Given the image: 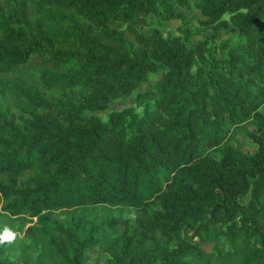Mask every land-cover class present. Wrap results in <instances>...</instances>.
<instances>
[{
	"label": "trees",
	"instance_id": "obj_1",
	"mask_svg": "<svg viewBox=\"0 0 264 264\" xmlns=\"http://www.w3.org/2000/svg\"><path fill=\"white\" fill-rule=\"evenodd\" d=\"M174 1L212 34L188 46L151 28L148 15L179 17L170 0H0V91L17 109H0V210L35 218L24 235L48 244L50 264H86L99 228L116 223L103 247L114 264H264V0ZM221 29L231 35L215 42ZM31 57L43 88L74 103L5 76ZM149 74L161 75L132 105L92 114ZM247 119L252 152L224 143ZM96 205L136 215L52 218Z\"/></svg>",
	"mask_w": 264,
	"mask_h": 264
},
{
	"label": "rangeland",
	"instance_id": "obj_2",
	"mask_svg": "<svg viewBox=\"0 0 264 264\" xmlns=\"http://www.w3.org/2000/svg\"><path fill=\"white\" fill-rule=\"evenodd\" d=\"M171 4L178 11L179 17L175 19L163 20L159 15H148L147 20L151 28H156L163 37L178 36L188 46H192L197 41L203 40L206 36L212 34L211 30L200 24L203 17L197 9L190 5L189 9L185 10L176 5L174 0H170ZM223 19L228 18V14L222 16ZM186 30L188 33L181 32ZM231 34L223 29L219 30L214 38L215 42L229 37ZM210 40H208L209 42ZM65 67L74 68L73 61L68 62ZM40 70L39 59L31 57L29 61L17 68V70L5 74L12 80L20 81L24 84L33 86L49 101L58 100L61 102L76 101L75 96L70 95L59 89H44L40 84L38 75ZM161 74H149L144 83L140 84L136 91L126 98H119L111 101L108 107L103 111H96L92 114L97 118L104 121L106 115L111 110H120L125 106L132 105L131 99L136 92L142 91L150 84L155 82ZM77 96V93H76ZM0 109L8 113H17L16 105L12 94L5 87L0 91ZM140 111L141 108H136ZM260 112H264V105L259 107ZM255 123L251 119L234 125L228 126L225 132L224 143L233 144L243 151L252 152L255 149V144L247 137L246 132L254 128ZM210 154L217 158L219 155L218 148L210 150ZM70 213L81 214L83 217L91 220L97 224L100 220H104L106 216H111L120 219H129L132 221L136 215L133 208L127 206L119 207H106L105 205H96L84 208H63L52 211V218L56 221L65 222L68 220ZM36 224L35 218L29 222L26 216H9L0 210V236H3L5 231L8 230L14 234V239L9 241H0V261L6 257L13 261L12 264H50L52 261L56 262L57 257H48L51 253L50 247L46 242L32 243L29 238L24 235V230L27 226ZM122 232L120 223L113 226L105 225L99 228L97 236L101 238V247L94 246L86 249L87 261L86 264H114L111 256L104 251L103 247L111 244L118 235ZM219 250L223 251L227 248V243L223 237H220L217 242ZM208 249V248H207Z\"/></svg>",
	"mask_w": 264,
	"mask_h": 264
},
{
	"label": "clouds",
	"instance_id": "obj_3",
	"mask_svg": "<svg viewBox=\"0 0 264 264\" xmlns=\"http://www.w3.org/2000/svg\"><path fill=\"white\" fill-rule=\"evenodd\" d=\"M14 239V234L8 230L5 231L3 236H0V241H9L11 242Z\"/></svg>",
	"mask_w": 264,
	"mask_h": 264
}]
</instances>
